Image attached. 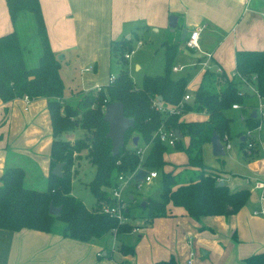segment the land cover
Returning a JSON list of instances; mask_svg holds the SVG:
<instances>
[{"label":"trees","instance_id":"obj_1","mask_svg":"<svg viewBox=\"0 0 264 264\" xmlns=\"http://www.w3.org/2000/svg\"><path fill=\"white\" fill-rule=\"evenodd\" d=\"M4 1L14 27L0 35V99L8 102L24 95L28 99L44 97L52 141L49 175L44 189L24 185L25 169L22 166L6 167L0 175V228L50 231L54 221L58 220L63 224L62 234L79 241L100 239L113 227L116 228L115 236L131 232L138 228L137 224L130 221L119 223L116 218L101 212V205L112 201L110 190L117 184V175L139 168L156 170L161 181L159 198L146 196L144 205L139 204L146 223L155 217L165 216L169 203L182 207L194 219L205 215H230L246 203L250 195L248 188L230 190L225 183L218 185L219 174L207 169L202 146L209 142L213 130L220 138L225 134L228 136L231 118L225 111L232 104H243L246 92L239 86L241 79L252 85L255 94L264 97V48L235 51L233 75L238 80L222 69L205 68L191 99L183 101L184 94L188 93L190 75H172L179 39L163 42V73L144 75L139 86L129 75L127 58L124 57V53L132 50V37L111 39L109 58L116 64L113 80L104 86L81 91L77 101L71 104L63 100L65 84L60 72L61 61L51 48L39 0ZM20 14L31 15L32 30L40 47L33 66L26 64L24 48L16 30ZM157 96L175 111L157 110L153 104ZM115 101L123 103L124 115L132 119V126L125 130L124 142L116 153L106 137L108 124L103 119L105 106ZM188 111L205 112L208 118L202 121L181 120V115ZM243 121L248 129L261 124L257 115H247ZM160 126L178 130L180 134L173 147L185 152V167L196 169L186 180L174 171L176 165L164 169L171 164L164 157L168 145L155 134ZM78 128L82 134L80 138L72 141L60 138L64 132ZM134 136L138 137L135 144ZM183 136L188 137L187 144L183 143ZM146 144L148 147L142 153L141 149ZM252 150L243 148L244 156L253 153ZM82 153L95 166L94 175L87 183L94 197V206L90 209L71 194L72 166ZM57 163H63L59 176L51 173ZM133 199L129 196L127 201L132 202ZM50 202L60 207L57 215L48 212ZM125 216L129 220L134 218L128 205ZM119 241L115 245L118 251L124 255L134 254V245ZM155 264L177 262L170 257ZM243 264H264V251L247 255Z\"/></svg>","mask_w":264,"mask_h":264},{"label":"crops","instance_id":"obj_2","mask_svg":"<svg viewBox=\"0 0 264 264\" xmlns=\"http://www.w3.org/2000/svg\"><path fill=\"white\" fill-rule=\"evenodd\" d=\"M39 2L51 48L57 55L61 53V59L76 73L75 78H71L70 74L69 80H66L68 83L62 77L65 84L63 100L71 104L77 101L81 91L108 83L112 74L108 70L110 40L122 36L130 37V30L125 28L126 24L129 27V22L141 21L146 25H156V30L158 26L168 25L170 14H176V25L179 24L181 30L187 29V33L194 27L203 25L199 35L200 50L210 53L212 63L229 76H234L236 50L264 48V0ZM13 27L5 1L0 0V35ZM16 30L19 36V28L16 27ZM204 30L208 31L207 36L212 34L216 38L210 49L201 47ZM187 56L186 54L184 62L174 65L191 62L192 59H187ZM62 64L61 61V67ZM229 64L233 65L230 74L225 69ZM189 71L187 89L192 97L202 72ZM249 87L252 88V85ZM246 98L247 95L244 99ZM244 105L247 104L243 101L238 108H243ZM248 107L247 114L241 113L242 120L253 111L255 116L258 114V105ZM207 118V113L196 111L185 112L180 117L186 121H202ZM254 129L258 131L257 138L250 135L252 131L249 129L240 131L241 135L238 133L239 152L246 158L245 163L237 164L231 169L225 164V159L218 157V167L211 168L219 174V180L227 184L230 190L249 189L248 200L237 212L230 215H205L194 219L182 207L169 203L165 216L155 217L148 223L131 222L137 224L138 228L120 234L121 237L123 234H133L131 241L126 243L135 246L133 255H124L118 251L115 247L117 243L106 239L108 233L100 239L89 241L66 237L62 234L63 224H57L56 221L50 231L0 228V264H155L156 261L170 257L177 264H243V258L247 255L264 251V189L254 188L256 183H264V128L260 126ZM241 136L246 137V140L249 137L255 140L253 153L247 157L240 147ZM51 141V123L44 97L28 101L23 97H15L8 102L0 99V175L6 167L23 165L24 182L28 181L33 186L40 184L43 179L47 182ZM182 141L187 144L188 137L183 136ZM147 147L148 144L144 145L143 150ZM207 148L211 151L210 142L203 144L202 156ZM164 157L171 164L164 169L168 170L172 168V164L176 165L174 171L178 172L182 180H186L187 176L196 171L183 165L187 161L186 154L181 159H168L166 155ZM203 161L207 165L204 157ZM99 250L101 256L96 254ZM189 251L194 255L190 263H187L190 258Z\"/></svg>","mask_w":264,"mask_h":264},{"label":"rangeland","instance_id":"obj_3","mask_svg":"<svg viewBox=\"0 0 264 264\" xmlns=\"http://www.w3.org/2000/svg\"><path fill=\"white\" fill-rule=\"evenodd\" d=\"M136 25H142V27ZM128 26L129 27H127L126 24L125 28H128L130 30L132 37L133 52L130 54L129 58L127 59V67H128L129 75L131 76L132 80L136 85L139 86L141 84V80L144 75H155V74L163 73L164 53H163L162 44L164 41H173L178 39L180 41L179 52L176 54L174 58V63L184 62V60H186L185 59L186 54L188 55L187 59L188 58L192 59L191 62H188L187 64L186 63L183 64L180 70L176 71L172 68L173 70L172 75L174 77L182 74L190 75L189 70H191L192 73L194 71L195 72L204 71V69L201 67L200 62L204 58H206L207 55L204 53V51L202 53L201 50L189 49L185 46L184 38L180 39L181 28L179 27L180 26L179 24L176 25L173 29H171L168 25L158 26V29L156 30H155L156 25H152V24L146 25L141 21L129 22ZM17 28H19L20 30L19 39L24 48V56H25L26 64L27 66H33L34 63L36 62L35 60L37 59V56L39 55L40 47L38 45V41L36 43V36L33 33L34 29L32 30V28L34 27H33V21L31 19V15L20 14L17 20ZM206 34L209 33L208 31L204 30L203 31L204 38L201 41V47L210 49L214 46L216 38L212 34L210 36L209 35L207 36ZM137 40H141L142 45L141 44L137 45ZM182 52L185 55L181 54ZM60 61H62L63 63L60 72L62 77L64 76L65 81L69 80L68 77L70 76V74H72L71 78L72 77L75 78L76 73L74 69H72L69 65H67L63 59H60ZM208 64L210 66H214L212 61H209ZM173 66H177V65L173 64ZM232 68L233 65L231 64L228 65V68H225L228 71L227 72L228 74L231 73L230 70ZM115 69H116V64L111 61L108 70L112 74H114ZM106 73H107V68L105 67L104 74L106 75ZM230 77L234 78V80H238L236 76L234 77L231 75ZM241 81L242 82H239L240 84L239 86L241 87L242 90L246 92L247 98L244 99V103H246L247 105H244L243 108L241 107L238 109L229 108L225 111V114L231 118L229 125L230 139L228 140V142L231 145V148L226 149L225 154L222 156H215L212 154L210 149L208 148L205 149L203 151V157L207 163V169H211L212 167H218V161H219L218 159L220 157L225 159V164L227 165V167L231 169H234V167H236L237 164L246 162V158H244L242 153L239 152V147H238L239 145L238 133L240 131L245 132L248 130L247 126L244 124L242 120L241 113L243 112L247 114L249 111L248 109L249 105H253L254 107H257L261 97H259L257 94L255 95V93L252 91V88L249 87L251 84H245L243 79H241ZM66 83L68 82L66 81ZM245 85L248 87H246ZM67 90H68V84L66 85V91ZM261 127L264 128L263 123L261 124ZM249 130L252 131L250 135L254 138H257L258 131L255 129L254 131L253 129H249ZM239 135H241V133H239ZM81 136H82L81 130L78 128L75 130L64 132L63 134L60 135V138L63 140H70V139H75L76 137L80 138ZM246 137L244 138V140H242V143L241 141H239V143L241 144L240 147L243 146L244 149H247L248 147V150H251L256 145L254 143L255 140L252 137H249L246 140ZM179 151L180 150L175 149L173 146H168L165 155L168 159L170 158L181 159L182 156H185L184 154L185 152L183 151V153H179ZM78 159L79 160L74 161V165L72 166L73 170H72V178H71V194H73L76 198L80 199L85 204V206L90 209L94 206V197L90 192L87 183L94 175L95 166L92 165L84 157L83 153L78 157ZM40 184L42 186H40ZM40 184L33 186V184L29 183L28 181L24 182V185L27 187L44 189L46 187V180L43 179V181L40 182ZM125 187H126L125 196H128L129 193H131L132 196L134 197L132 202L127 201V205L130 207V214L134 216V218L130 220L128 219V221L145 222L143 218L145 217V215L143 214L144 211L140 209L139 204H141V201H143L144 197L146 196H151L156 199L159 198V192L161 189L160 175L152 178L150 182L142 183L140 188H137L135 184L132 182L126 184ZM56 222L57 224L62 223L58 220H56ZM132 235L130 234L129 236H126V234H123L121 237L120 234L115 236L112 235L111 232H108L106 239L112 240L114 243H119L120 242L119 239L124 243H128L131 241ZM198 252L196 251V254H199Z\"/></svg>","mask_w":264,"mask_h":264},{"label":"built area","instance_id":"obj_4","mask_svg":"<svg viewBox=\"0 0 264 264\" xmlns=\"http://www.w3.org/2000/svg\"><path fill=\"white\" fill-rule=\"evenodd\" d=\"M203 29V25H199L194 27L193 29H191L187 34L186 37L184 38V44L187 48L189 49H196V50H200L199 47V35L201 33ZM141 41L137 40V45H140ZM133 52V48L131 51L124 53V57L125 58H129L130 54ZM203 53V51H201ZM207 56L206 58H204L200 64L201 67L203 69L205 68H212L214 67V70L216 71H220V67L219 66H210L208 64L209 61H211V54L210 53H206L204 52ZM182 67V65L179 66H173L172 68L174 70H180ZM86 70L90 69V68H85ZM114 78V75L111 74L109 76L108 79V83L110 81H112ZM23 98L28 101V97L27 96H23ZM191 98L189 93L184 94L183 96V101H188ZM154 106L156 107L157 110L159 111H167V112H171L173 111L174 108L172 107H168L166 105H164V103L161 100H158L157 98L153 101ZM179 105H182V103H180ZM238 104H232V108H238ZM175 111V109H174ZM177 111V110H176ZM258 118H260L261 120V124H264V97L260 98V101L258 103ZM261 124L258 126L260 127ZM257 128V127H256ZM155 134L158 135L159 139L161 142H164L166 145L168 146H173L175 143V139L177 138L175 136V130L173 129H164L163 126H160L157 131L155 132ZM221 142L223 143V148L224 150L228 149L230 147V144L228 142V136L225 134L222 138H220ZM141 152L143 153V149H141ZM137 170L131 172V173H126V174H119L116 177V181L117 184L111 188L110 190V198H111V202L108 203H103L101 205V212L106 213L114 218H116L118 220L119 223H123L128 221V218L125 216V212L127 209V199L130 196L131 193H129L128 196H125V192H126V187L125 185L128 184L129 182H132L135 184V186L137 188H140L142 183L144 182H150L152 178L157 177L158 172L156 170H150L147 171L146 174L144 175L142 181H138L135 182L133 180V175ZM254 188H260V189H264V183H256L254 184ZM254 213H256V211H254ZM133 230H136V228H134ZM110 232L114 235L116 232V228L113 227ZM97 256L101 255L100 250L97 251ZM194 253L192 251H190L189 253V257L193 256ZM191 258H189L187 260V263H190Z\"/></svg>","mask_w":264,"mask_h":264},{"label":"water","instance_id":"obj_5","mask_svg":"<svg viewBox=\"0 0 264 264\" xmlns=\"http://www.w3.org/2000/svg\"><path fill=\"white\" fill-rule=\"evenodd\" d=\"M177 24V15L176 14H170L168 16V26L173 29ZM187 34V29L183 28L181 30L180 39H183ZM59 59L62 58V55L59 54L57 56ZM158 100H161L160 96H157ZM252 116H255V111L252 112ZM103 119L108 124V130L106 132V137H108L111 141V146L113 152H118L119 147L122 146L124 142V132L125 130L132 126V119L127 118L124 115V108L123 103L121 101H115L107 104L104 108V115ZM175 136L179 137L180 134L178 133V130H175ZM138 137H133V143L135 144L137 142ZM241 140L244 139V136H241ZM210 145H211V152L215 156H222L225 154V150L223 148V143L220 140V136L213 130L209 139ZM63 163H57L53 166L51 169V173L54 175H61V169H62ZM147 170L144 168H139L133 175V180L135 182L142 181L144 175L146 174ZM223 184V182L220 180L218 182V185ZM142 205H144V201L141 202ZM60 211V207H56L53 205L52 202L49 203L48 212L53 215H57ZM127 211V209H126Z\"/></svg>","mask_w":264,"mask_h":264}]
</instances>
